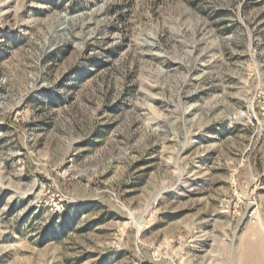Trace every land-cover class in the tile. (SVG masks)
Instances as JSON below:
<instances>
[{"label":"rangeland","instance_id":"rangeland-1","mask_svg":"<svg viewBox=\"0 0 264 264\" xmlns=\"http://www.w3.org/2000/svg\"><path fill=\"white\" fill-rule=\"evenodd\" d=\"M0 264H264V0H0Z\"/></svg>","mask_w":264,"mask_h":264}]
</instances>
